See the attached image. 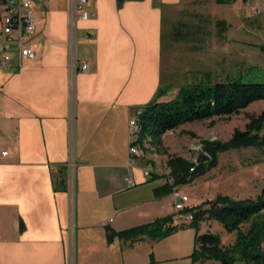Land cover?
Returning <instances> with one entry per match:
<instances>
[{"label":"crops","instance_id":"crops-1","mask_svg":"<svg viewBox=\"0 0 264 264\" xmlns=\"http://www.w3.org/2000/svg\"><path fill=\"white\" fill-rule=\"evenodd\" d=\"M181 1L88 0L74 47L89 69L75 73L69 1H33L36 57L0 71V264H149L151 239L119 233L184 224L190 198L178 211L165 187L174 153L132 155L129 124L162 86L164 13Z\"/></svg>","mask_w":264,"mask_h":264},{"label":"rangeland","instance_id":"rangeland-1","mask_svg":"<svg viewBox=\"0 0 264 264\" xmlns=\"http://www.w3.org/2000/svg\"><path fill=\"white\" fill-rule=\"evenodd\" d=\"M32 1L38 3V0ZM248 1L182 0L178 6L165 11L162 86H170V91L164 99L174 98L180 87L198 80L203 73H210L215 81L228 75L244 81L264 82V13L255 15L246 6ZM260 1L264 7V0ZM177 32L180 36L175 41L173 34ZM147 40L153 48L152 36L150 40L147 36ZM152 80L148 78L149 84ZM263 110L264 101H257L230 117L185 123L166 133L165 143L161 138L147 137L143 146L149 151L159 145L165 154L171 148L173 155L198 162L204 140L229 141L235 129H245L250 117ZM182 186L179 191L187 193L191 207L218 194L236 199L254 197L264 187V149L248 147L224 152L216 167L197 178L194 184ZM248 227L249 224L243 225L245 230ZM199 232L219 234L224 246H231L235 240V234L228 233L217 221L206 220L199 230L193 225L164 238L144 242L142 246L150 249L149 264H216L193 261Z\"/></svg>","mask_w":264,"mask_h":264},{"label":"trees","instance_id":"trees-1","mask_svg":"<svg viewBox=\"0 0 264 264\" xmlns=\"http://www.w3.org/2000/svg\"><path fill=\"white\" fill-rule=\"evenodd\" d=\"M237 0H216L218 3ZM221 24V23H219ZM190 33V32H189ZM174 33L173 39L179 40ZM164 41V40H163ZM170 86H161L154 100L143 108L140 116V143L147 137L160 139L164 134L177 130L185 123L204 121L214 117H230L239 114L252 103L264 101V82L244 81L241 77L226 76L213 80L210 73L196 81L180 87L172 99H164ZM255 147L264 149V110L250 117L245 129H235L227 142L207 141L201 144L198 162L183 156L169 155L167 166L170 179L167 191L175 186L188 184L207 174L219 163L220 154L231 150ZM185 210V209H184ZM185 213H192L194 219L189 225L198 230L206 220H215L230 234H235L234 243L224 246L219 234L203 232L196 235L193 261H213L216 264H264V187L254 197L236 199L230 195L218 194L214 199L189 206ZM171 217L158 219L150 224L119 233L125 239L141 241L145 237L157 240L173 234L185 224L173 226ZM244 224H249L245 230ZM115 234L109 236L112 241Z\"/></svg>","mask_w":264,"mask_h":264},{"label":"built area","instance_id":"built-area-1","mask_svg":"<svg viewBox=\"0 0 264 264\" xmlns=\"http://www.w3.org/2000/svg\"><path fill=\"white\" fill-rule=\"evenodd\" d=\"M70 3V24H71V71L86 72L89 69V62L85 58H79L75 52V24L77 16L83 20L91 17L90 11L86 8L88 0H68ZM246 6L251 8L255 15L264 13L263 3L260 0H250ZM37 12L33 9L32 0H0V71L7 68L16 58L34 59L36 57L35 50L30 47L29 41L37 32ZM143 109L136 112L134 118L129 122L131 129V148L132 155H138L141 151L140 143V116ZM7 155L8 152H3ZM145 175H150V170H145ZM127 188H134L137 182L134 177L127 176L124 179ZM175 199V208L178 211L185 209V201L187 198L182 195L178 189L172 191ZM194 219L192 213H188L184 217V224L189 226ZM73 264V259H71Z\"/></svg>","mask_w":264,"mask_h":264},{"label":"water","instance_id":"water-1","mask_svg":"<svg viewBox=\"0 0 264 264\" xmlns=\"http://www.w3.org/2000/svg\"><path fill=\"white\" fill-rule=\"evenodd\" d=\"M123 1H127V0H120V4H122V3H123Z\"/></svg>","mask_w":264,"mask_h":264}]
</instances>
